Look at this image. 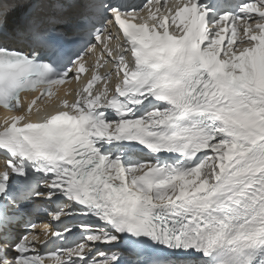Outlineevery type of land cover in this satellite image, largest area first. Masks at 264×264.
Here are the masks:
<instances>
[{
  "label": "snow or ice",
  "instance_id": "1",
  "mask_svg": "<svg viewBox=\"0 0 264 264\" xmlns=\"http://www.w3.org/2000/svg\"><path fill=\"white\" fill-rule=\"evenodd\" d=\"M0 106V264H264V0H0Z\"/></svg>",
  "mask_w": 264,
  "mask_h": 264
}]
</instances>
